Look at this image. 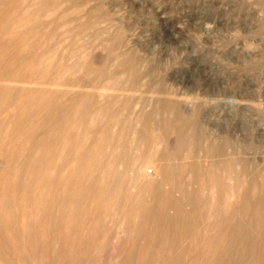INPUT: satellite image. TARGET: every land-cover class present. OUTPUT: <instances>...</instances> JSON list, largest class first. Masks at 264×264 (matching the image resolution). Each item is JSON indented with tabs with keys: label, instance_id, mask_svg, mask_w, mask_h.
<instances>
[{
	"label": "rangeland",
	"instance_id": "obj_1",
	"mask_svg": "<svg viewBox=\"0 0 264 264\" xmlns=\"http://www.w3.org/2000/svg\"><path fill=\"white\" fill-rule=\"evenodd\" d=\"M0 264H264V0H0Z\"/></svg>",
	"mask_w": 264,
	"mask_h": 264
},
{
	"label": "bare ground",
	"instance_id": "obj_2",
	"mask_svg": "<svg viewBox=\"0 0 264 264\" xmlns=\"http://www.w3.org/2000/svg\"><path fill=\"white\" fill-rule=\"evenodd\" d=\"M89 3V2H88ZM87 3V4H88ZM161 13V12H160ZM110 26V25H109ZM113 26V25H112ZM104 30H106V29H104ZM123 48V47H122ZM29 85V84H28ZM110 90V89H109ZM109 90H107V91H109ZM114 90V89H113ZM119 91V90H118ZM122 92V91H121ZM126 92V91H125ZM126 93H128V91L126 92ZM99 97L100 98H103V97H105V95L103 94V93H100L99 94ZM98 99V98H97ZM100 102H102V101H100ZM125 102V101H124ZM157 102V101H156ZM143 103V102H142ZM237 103V102H236ZM156 105V104H155ZM238 105H240V106H246V104H244V103H238ZM178 106V105H177ZM259 106V105H258ZM257 106V107H258ZM247 107H249V108H252V109H254L256 106H255V104L254 103H251L250 105H247ZM256 109V108H255ZM254 109V110H255ZM180 110V109H179ZM182 110H183V108H182ZM185 110V109H184ZM188 112V111H187ZM171 112H169V114H170ZM120 115V114H119ZM154 115V114H153ZM153 115H150L149 117V119H147V120H151L153 123H150V125H151V129H149V131H151V132H149L152 136L154 135V131H155V126L157 125V131H158V129L159 128H161V127H164V126H162V124H158L157 123V120L155 119V117L153 116ZM177 116H176V118L180 121V122H182L184 125H188V124H192V127H195V134L194 135H191V137H188L187 135H185L184 133H183V130H181V128L180 129H178L177 131H181V133H182V135L180 136V139H182V141L183 142H185V140L187 141V140H193V139H197V138H199V130H198V127H197V124H198V120H199V116H198V118H194L193 120H191V119H187V118H184L181 114H179V113H177L176 114ZM130 116V115H129ZM189 116V115H188ZM140 117V116H139ZM197 117V116H196ZM119 118V117H118ZM116 120H117V117H116ZM116 122V121H115ZM174 122V121H173ZM172 122V123H173ZM176 122V121H175ZM136 123H138V124H143V120H142V117H140L139 118V121L137 120V122ZM170 123H171V121H170ZM115 124V123H114ZM177 124V123H176ZM180 124V123H179ZM178 125V124H177ZM114 126V125H113ZM176 126V125H175ZM180 126V125H179ZM113 128V127H112ZM114 128H115V126H114ZM135 129V128H134ZM169 130H171L172 131V129L170 128ZM189 130V129H188ZM144 131H147L146 129L144 130ZM122 132V131H121ZM131 132V131H130ZM132 133V132H131ZM132 134H130L129 135V138H130V136H131ZM98 136V135H97ZM111 136V135H110ZM134 136V135H133ZM154 138H155V136H154ZM132 140V139H131ZM163 140V139H162ZM119 143V142H118ZM117 144V143H116ZM115 144V145H116ZM129 144H131V142L129 143ZM183 144H187V143H183ZM114 145V146H115ZM130 146H132V144L130 145ZM155 146V145H154ZM227 146V145H226ZM156 147H157V145H156ZM108 148V147H107ZM150 148H152V147H150ZM235 148H237L236 146H235ZM130 149H131V147H130ZM223 149H225L224 147H222V146H219V145H216V143L215 142H212V143H205L204 145H203V148H200V151L204 154V156H205V158L206 159H208L209 158V156L210 157H212V156H215V155H218L219 153H222L223 152ZM111 151H112V149H111ZM190 151H192L191 150V148H189V150H188V153H190ZM134 152V151H133ZM136 152L138 153L139 151H137V149H136ZM151 152V151H150ZM149 152V153H150ZM148 152H147V154H149ZM192 153V152H191ZM201 154V153H200ZM190 155V154H189ZM132 156V155H131ZM203 156V155H202ZM232 156V155H231ZM116 157V156H115ZM218 157V156H217ZM224 158V157H223ZM127 159H129V160H132L130 157H128ZM159 159L160 160H165V158H164V156L163 155H161L160 157H159ZM203 159L204 158H202V161H203ZM108 161V160H107ZM197 161V160H196ZM208 161V160H207ZM121 162V161H120ZM133 162H135V164L134 165H136L137 164V162H138V159H133ZM233 162H234V159H233ZM201 163V162H200ZM196 167V166H195ZM139 169V171H138V174H139V177H142L143 176V173H142V171H141V168H138ZM166 170V169H165ZM118 172V171H117ZM144 172V171H143ZM147 173V172H146ZM148 176V175H147ZM142 182V181H141ZM141 184V183H140ZM205 191V190H204ZM214 190H212L211 191V194L210 195H212V197H213V195H214ZM225 195V194H224ZM231 195V194H230ZM228 196V195H227ZM234 196V195H233ZM232 196V197H233ZM225 197V196H224ZM214 198V197H213ZM227 198V199H226ZM226 198H224V199H226V201L223 199V201H225V204H223V205H227L229 202V199L231 198V197H226ZM213 201V200H212ZM225 208V207H224ZM226 209V208H225ZM181 215V213L178 211V216H180ZM112 223V222H111ZM120 229H118V231H119ZM119 233H120V231H119ZM118 236V235H117Z\"/></svg>",
	"mask_w": 264,
	"mask_h": 264
}]
</instances>
